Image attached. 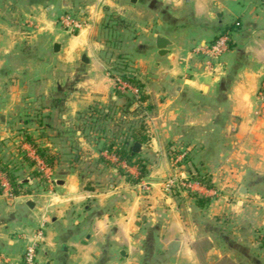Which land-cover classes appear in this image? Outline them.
Instances as JSON below:
<instances>
[{
  "label": "crops",
  "instance_id": "1",
  "mask_svg": "<svg viewBox=\"0 0 264 264\" xmlns=\"http://www.w3.org/2000/svg\"><path fill=\"white\" fill-rule=\"evenodd\" d=\"M263 79L264 0H0V157L24 176L0 190V264L33 244L40 264H264ZM177 174L216 193L166 191Z\"/></svg>",
  "mask_w": 264,
  "mask_h": 264
},
{
  "label": "built area",
  "instance_id": "2",
  "mask_svg": "<svg viewBox=\"0 0 264 264\" xmlns=\"http://www.w3.org/2000/svg\"><path fill=\"white\" fill-rule=\"evenodd\" d=\"M61 23L66 27L71 29L72 31H75L77 29H80L83 25V22L76 18L74 15L70 13H66L60 17ZM228 37L222 36L217 41H215L212 44L209 45H203L199 50L200 52L206 57L208 66H212V62L217 60L221 57L222 54L225 53V51L228 49L227 47ZM117 88L123 92H130L131 95L134 97L136 101H139L141 98V89L134 85L131 81L128 79H125L122 76H119L117 78ZM262 95H264V83L262 86ZM185 155V154H184ZM38 159V166L42 171H46L48 169V166L46 162H44L42 159ZM183 159V154L177 158V161H181ZM114 161L119 162V159L117 157L113 158ZM121 165L124 168H127L130 170V166L127 164L126 161H121ZM131 172V170H130ZM134 175H138L137 171L131 172ZM141 179V178H140ZM0 181L4 188L10 190V184L9 180L7 179L6 175L0 171ZM143 188L147 190L149 188V184L146 182H142ZM164 186L166 191L173 192L176 189H183L190 192H202L206 190L209 195H214L216 192L212 189L205 188L204 184L201 183V181L191 179L188 176H183L182 174L172 175L169 176L165 182ZM205 191V192H206ZM23 264H40L37 261V252H36V245L33 244L29 246L24 254L23 257Z\"/></svg>",
  "mask_w": 264,
  "mask_h": 264
},
{
  "label": "trees",
  "instance_id": "3",
  "mask_svg": "<svg viewBox=\"0 0 264 264\" xmlns=\"http://www.w3.org/2000/svg\"><path fill=\"white\" fill-rule=\"evenodd\" d=\"M125 78L128 79L129 81H131L134 85L138 86L142 91L141 85L138 84L133 78H130L128 75H125ZM143 98H144V96H142V94H141V99H143ZM27 140L30 141L31 139H27ZM31 142L36 147L37 152L39 153V155L41 157H43L48 163L53 162V158L47 157L46 152L43 148L38 146L33 141H31ZM112 151L115 154H117L121 159H125L126 161H128L131 164H137L139 169H140L141 176L144 175L145 167L142 164V162H140L138 159L134 160L135 154H133L132 146L127 141L119 143L115 148L112 149ZM27 160H29V159H27ZM31 162H33V161L31 160L30 163ZM18 170H19V164L16 161L6 160V159H3L2 157H0V171H2L6 175L7 179L9 180V183L11 185L12 191L15 194H17L19 192L20 187L23 185V179H24V176H22ZM132 180L134 181V178ZM204 180L205 179H203V181ZM135 181H136V179H135ZM205 181L207 182V180H205ZM2 189H3V186L1 185V181H0V190H2ZM263 241H264V235H263Z\"/></svg>",
  "mask_w": 264,
  "mask_h": 264
},
{
  "label": "water",
  "instance_id": "4",
  "mask_svg": "<svg viewBox=\"0 0 264 264\" xmlns=\"http://www.w3.org/2000/svg\"><path fill=\"white\" fill-rule=\"evenodd\" d=\"M170 41L165 37H160L158 41V47L161 49L160 54L166 53V47L169 45ZM59 45L56 44L55 47L57 48ZM142 150V144L140 142L134 143L133 151L135 153H139ZM242 191L245 190L244 188L241 189ZM31 204V203H30Z\"/></svg>",
  "mask_w": 264,
  "mask_h": 264
},
{
  "label": "rangeland",
  "instance_id": "5",
  "mask_svg": "<svg viewBox=\"0 0 264 264\" xmlns=\"http://www.w3.org/2000/svg\"><path fill=\"white\" fill-rule=\"evenodd\" d=\"M263 83H264V79H263ZM260 97H261V99L263 100V102H264V95H261L260 94ZM262 235H264V232L262 233ZM264 242V241H263Z\"/></svg>",
  "mask_w": 264,
  "mask_h": 264
}]
</instances>
